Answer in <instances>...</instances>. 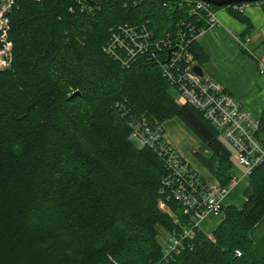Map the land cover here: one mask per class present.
Segmentation results:
<instances>
[{
  "label": "trees",
  "instance_id": "1",
  "mask_svg": "<svg viewBox=\"0 0 264 264\" xmlns=\"http://www.w3.org/2000/svg\"><path fill=\"white\" fill-rule=\"evenodd\" d=\"M76 1L15 0L9 15L14 56L0 70V264H264L250 237L264 218V163L249 176L243 207H224L212 238L198 231L191 250L162 262L161 229L177 227L158 207L165 168L129 140L125 111L115 107L152 124L179 118L210 150L197 159L230 184L231 148L201 112L176 102L157 64L140 57L124 68L104 51L117 25L149 20L164 36L188 6L109 0L88 15ZM193 53L200 64L197 42ZM259 121L264 139V108Z\"/></svg>",
  "mask_w": 264,
  "mask_h": 264
},
{
  "label": "built area",
  "instance_id": "2",
  "mask_svg": "<svg viewBox=\"0 0 264 264\" xmlns=\"http://www.w3.org/2000/svg\"><path fill=\"white\" fill-rule=\"evenodd\" d=\"M40 1V0H36ZM109 0H77L76 6L88 15L96 13L103 2ZM144 0H125V7H136ZM188 6L173 32L157 36L150 30V21L138 24H119L111 30L104 51L124 68L131 67L140 57L155 62L163 77L176 91V102L189 104L214 126L233 149L235 162L245 169L249 178L253 169L264 163V139L258 137L260 121L242 109L241 104L219 82L199 76L192 71L197 65L193 46L208 30L219 26L218 9L203 0H183ZM263 1L232 3L224 8L244 15ZM13 0L0 2V43L9 29L7 14L12 11ZM11 47V43H8ZM6 45L0 48V68L7 66ZM264 73V62L260 70ZM122 118L130 128L129 140L140 148L152 150L163 162L159 194L161 204L175 203L183 216V226L171 233L162 249V262L167 263L194 247L202 223L209 216H222L224 200L236 186L237 177L227 186L210 181L195 170L190 163L166 140L163 124L150 123L145 117L135 115L125 106L116 104ZM127 111V112H126ZM212 238V237H210ZM237 257L242 252H235Z\"/></svg>",
  "mask_w": 264,
  "mask_h": 264
},
{
  "label": "crops",
  "instance_id": "3",
  "mask_svg": "<svg viewBox=\"0 0 264 264\" xmlns=\"http://www.w3.org/2000/svg\"><path fill=\"white\" fill-rule=\"evenodd\" d=\"M243 16L247 22L238 20L228 10L218 11L220 25L197 40V47L204 56L197 65L201 66L205 77L221 83L243 110L260 119L264 108V73L260 72L264 62V5L249 8ZM163 126L168 143L203 177L218 181L196 157L197 152L210 155L204 143L177 117L166 121ZM192 145L198 148H191ZM231 150L233 158L234 152ZM244 172L245 169L234 160L232 177H237L238 182L225 198V207L242 208L245 204V196L242 200L237 196L238 192L243 194L248 186L249 178L244 176ZM223 219L224 214L209 216L202 223L201 231L213 237L214 230ZM250 237L254 250L264 256V218L251 230Z\"/></svg>",
  "mask_w": 264,
  "mask_h": 264
},
{
  "label": "rangeland",
  "instance_id": "4",
  "mask_svg": "<svg viewBox=\"0 0 264 264\" xmlns=\"http://www.w3.org/2000/svg\"><path fill=\"white\" fill-rule=\"evenodd\" d=\"M0 2H1V0H0ZM14 5H15V0H13V6H14ZM221 10H225L224 7H221V9H219L218 11H221ZM11 12H12V11H11ZM11 12L8 13L7 16H6L7 19H8V26H9V29H8V31H7V33H6V37L4 38L5 43H0V48H3L5 45H6V48H9V51L6 52V56H8V57H7V61H6V62H7V66H6V67H3V68H0V70H5V69L9 68V67L11 66V63H12V60H13V56H14V55H13V44H12L11 40L9 39V33H10V31H11V24H10L11 22H10V17H9V15L11 14ZM8 43H11V47L8 46ZM0 67H2V66H0ZM72 93H75V90L72 91ZM173 93H175L174 90H173ZM169 128H170V125H168V130H169ZM222 141H223L225 144H227V145L231 148L229 142H228L225 138L222 137ZM135 144L137 145V147H139V145H138L137 143H135ZM194 147H197V148H198L197 145H192L191 148H194ZM194 151H195V150H194ZM191 158L194 159V156H193L192 154H191ZM237 196H238V199L242 200V199H243V196H244V192H243V194H242V192H238V193H237ZM158 204H159V205H158L159 210H160L161 212L167 214V215L172 219L174 225L177 226L175 230L170 231V232L161 229V233H160V236H159L158 240H159V242L161 243V245L163 246V245H164V242H165V240H166V238H167L172 232L177 231V230H180V229L182 228V226H183V222H182L181 217L179 216V214L176 213V212H175V211L169 206V204H167V205H163V204L160 203V201H159Z\"/></svg>",
  "mask_w": 264,
  "mask_h": 264
},
{
  "label": "water",
  "instance_id": "5",
  "mask_svg": "<svg viewBox=\"0 0 264 264\" xmlns=\"http://www.w3.org/2000/svg\"><path fill=\"white\" fill-rule=\"evenodd\" d=\"M210 4H213L216 7H224L232 3H240V2H254V1H263V0H203ZM192 71L195 72L199 76H204L203 69L200 65H195L192 68ZM78 93L75 94L77 96Z\"/></svg>",
  "mask_w": 264,
  "mask_h": 264
}]
</instances>
